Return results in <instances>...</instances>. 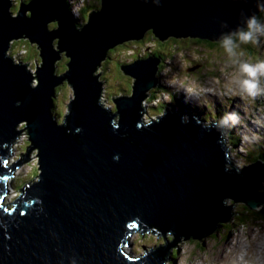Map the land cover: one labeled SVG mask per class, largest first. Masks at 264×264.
Wrapping results in <instances>:
<instances>
[{
    "label": "water",
    "instance_id": "95a60500",
    "mask_svg": "<svg viewBox=\"0 0 264 264\" xmlns=\"http://www.w3.org/2000/svg\"><path fill=\"white\" fill-rule=\"evenodd\" d=\"M101 5L80 27L66 0L21 1L17 13L12 0H0V264H164L180 238L202 239L231 220L235 203L252 210L264 205L257 191L264 185V164H233L218 124L206 126L167 108L150 124L143 121L160 57L121 65L135 82L131 95L114 99L116 112L101 104L104 85L97 73L111 48L149 31L163 42L234 37L264 11V0ZM19 38L40 48L38 79L9 54ZM64 52L69 68L59 74ZM64 81L75 92L59 122L55 99ZM22 122L31 145L15 162L30 160L37 149L42 172L40 180L20 187L22 195L10 205L6 184L15 162L9 159ZM229 199L235 203L228 206ZM136 230L176 236L135 256L125 245Z\"/></svg>",
    "mask_w": 264,
    "mask_h": 264
},
{
    "label": "rangeland",
    "instance_id": "374dc122",
    "mask_svg": "<svg viewBox=\"0 0 264 264\" xmlns=\"http://www.w3.org/2000/svg\"><path fill=\"white\" fill-rule=\"evenodd\" d=\"M14 1L17 6L13 4L12 10L17 13L20 4L18 0ZM67 1L72 4L71 12L80 27L87 22L91 10L102 6L101 0ZM56 25L55 21L50 24L52 28ZM258 27L264 30V18ZM232 41L231 53L225 48L224 42L209 43L208 40L198 37H170L163 42L155 35L151 37V33H147L143 39L126 41L114 47L110 56L97 69V73H101L100 78L104 85L100 95L101 104L116 112L117 103L114 99L133 93L132 85L135 79L126 75L121 65H128L136 59L147 58L152 54L156 57L161 56L156 72L158 83L144 101V108L147 110L143 118L148 122L161 117L168 110L173 113L181 111L186 117L195 114L194 117L205 120L206 126L214 123L223 125L224 145L234 149L230 156L233 163L239 165V168L252 165L255 162L251 153L258 151V143H264V112L259 110L261 107L258 103V101L261 105L264 103V75L257 77L259 88L256 94L249 95L242 87V79L248 77L240 72V67L244 63L255 66L264 61V34L258 31L248 42L240 39ZM55 42L54 46L57 47V40ZM9 51L14 58L16 57V61L27 63V67L33 71L36 78V70L39 67L37 62L42 63L39 46L32 43L29 38H19L11 43ZM252 51L255 55L251 53ZM156 52L160 53V56ZM68 62V56L64 52L57 61L59 74L69 68ZM34 84H37V81ZM182 89L189 94L182 92ZM74 92L67 81L58 87L54 112L59 122H62L69 113L68 105ZM157 105H161L162 110L157 108ZM182 105L187 109H183ZM190 112L193 114H188ZM257 114L258 117L253 119ZM221 116H224V119ZM241 117L246 121H241ZM26 125L27 122H22L17 128L22 130ZM242 128L246 134L243 139L235 133L230 134L233 131L242 135ZM21 133L20 138L17 137L13 143L9 163L13 164L19 160L31 145L27 128ZM230 136L235 142L231 141ZM29 158L30 160H26L15 169L13 177L10 178L11 183L8 187L14 190L9 195L11 201L20 196V189L18 190L17 186L21 187L26 182L33 184L40 180L42 170L39 168L40 157L37 149L30 153ZM261 188L263 189L264 185ZM261 188L259 187L257 191L264 196ZM226 202L228 206L235 203L231 199ZM262 207L260 209L263 212L260 209L253 210L262 212V215L256 216L244 212L246 209L244 202L235 203L231 220L223 222L215 233L212 232L200 238L201 240L180 238L181 241L169 249V259L164 261V264H264V206ZM175 236L172 232H168L165 238L164 234H155L151 230L144 233L136 230L129 234L130 244L125 245V248L135 256H143L146 250L160 245L166 246L167 241H174Z\"/></svg>",
    "mask_w": 264,
    "mask_h": 264
},
{
    "label": "clouds",
    "instance_id": "9594fccd",
    "mask_svg": "<svg viewBox=\"0 0 264 264\" xmlns=\"http://www.w3.org/2000/svg\"><path fill=\"white\" fill-rule=\"evenodd\" d=\"M258 26H259V23L256 20V18L255 17L250 18L247 22L248 30L247 31L241 30L238 33L239 39L243 42H248L253 39L254 34H256L258 31L260 32V34H264V30H260ZM232 43L233 41L230 37L225 38L224 45L227 51H229L230 53L232 52V48H231ZM240 72L246 75V77H248V78L242 79L243 89L249 95H255L256 90L259 88V82H258L257 77L258 75H264V61H262L261 63L255 66L244 63L240 67ZM236 133L237 132H235V134Z\"/></svg>",
    "mask_w": 264,
    "mask_h": 264
},
{
    "label": "trees",
    "instance_id": "16d2710c",
    "mask_svg": "<svg viewBox=\"0 0 264 264\" xmlns=\"http://www.w3.org/2000/svg\"><path fill=\"white\" fill-rule=\"evenodd\" d=\"M72 5V4H71ZM89 7V6H88ZM99 8V7H98ZM98 8H95V9H98ZM87 10H89V9H85V11H87ZM94 10V9H93ZM13 11V10H12ZM91 12H92V10H91ZM90 13V12H89ZM89 15V14H88ZM263 18H264V11L262 12V13H260L259 14V16L258 17H256V20L258 21V23L260 24L261 22H262V20H263ZM55 27V26H54ZM248 30V28L246 29V30H243V31H247ZM148 33H151V37H154V34H153V32H151V31H149ZM231 39H239V36H238V34L236 35V36H232V37H230ZM160 41V40H159ZM209 41V40H208ZM22 42H24V41H22ZM25 42H27V41H25ZM220 42V41H219ZM221 42H224V40L223 41H221ZM209 43H213V42H210L209 41ZM215 43V42H214ZM113 50H114V48H111L110 49V51H109V53L111 54L112 52H113ZM157 53V52H156ZM251 53H253L254 55H255V53L252 51ZM9 54H10V56L13 58V59H15L14 58V56H13V54L12 53H10V51H9ZM39 54H40V51H39ZM110 54H109V56H110ZM157 54H159V56H160V53H157ZM162 55V54H161ZM40 56V55H39ZM161 57V56H160ZM16 60V59H15ZM149 101H151L150 99H149ZM161 105H157L156 107L157 108H159L160 110H162V108L160 107ZM233 132V131H232ZM230 133V134H234L235 132H233V133ZM236 135H238V136H240V137H242L243 135H240V134H238V133H236ZM231 137V141L232 142H235V141H233L232 140V136H230ZM240 138H238V140H239ZM255 148L253 147V150H254ZM234 149H232L231 148V151H233ZM252 149H251V152L253 151ZM257 152L255 151L254 153H251V156H252V158H253V162L255 161V160H260L261 159V161L260 162H262L263 164H264V143H260L258 146H257ZM17 189L19 190L20 189V187H18L17 186ZM20 191V190H19ZM264 192V191H263ZM257 211V210H256ZM256 211H253V210H251V209H249V207L248 206H246V209L244 210V212H248V213H252V214H254V212H256ZM238 212H239V215H240V210L238 209ZM259 215H262V213L260 212V213H258ZM256 216H258V215H256ZM215 233V232H214ZM192 239H195V238H192ZM199 240H201V239H199Z\"/></svg>",
    "mask_w": 264,
    "mask_h": 264
},
{
    "label": "bare ground",
    "instance_id": "6f19581e",
    "mask_svg": "<svg viewBox=\"0 0 264 264\" xmlns=\"http://www.w3.org/2000/svg\"><path fill=\"white\" fill-rule=\"evenodd\" d=\"M22 1V0H21ZM29 0H26V2H28ZM66 2H67V5H70V7H71V4L66 0ZM15 5H17L16 3H15ZM138 40V39H137ZM110 54V53H109ZM36 73H37V71H36ZM36 76H37V74H36ZM36 79H38V77H36ZM37 81V80H36ZM37 83H38V81H37ZM182 92H184V93H188L189 94V92H186V91H184L183 89L181 90ZM171 94H172V92H171ZM173 101V100H172ZM183 106V105H182ZM241 106V105H240ZM186 107V106H185ZM184 106H183V109H187V108H185ZM183 111H185L186 113H187V111L186 110H183ZM193 114V113H192ZM205 115V114H204ZM194 116H196L195 114H194ZM222 117V116H221ZM256 117V116H255ZM222 119H224V116L222 117ZM143 121L145 122V123H147V124H150L151 123V121H146L144 118H143ZM222 123H225V122H223L222 121ZM227 124V123H226ZM221 128H222V130H224V126L223 125H220V124H218ZM253 126V125H252ZM250 131V130H249ZM257 133V132H256ZM22 134V133H21ZM242 135L243 134H245V131H244V128H242V133H241ZM246 147V146H245ZM24 155V154H23ZM231 156V155H230ZM229 156V157H230ZM11 157V156H10ZM257 161H259V160H255L254 162H257ZM232 162H233V159H232ZM234 164V163H233ZM9 183H11L10 182V179H9V181H8V185H9ZM261 190H262V192L264 191V188L262 189L261 188ZM21 193H22V191H21ZM264 206V205H263ZM260 207H262V206H260ZM260 207L258 208V210L260 209ZM263 208V207H262ZM261 211H262V209H260ZM238 211V210H237ZM261 211H259V212H254V214L255 215H259L258 213H260ZM263 212V211H262ZM261 212V213H262ZM135 224V223H134ZM133 224V225H134ZM260 226H261V224H259ZM138 225L136 224V226L135 227H137ZM133 227V226H132ZM152 231V230H151ZM152 232H154V231H152ZM173 233V232H172ZM158 234V233H157ZM173 235H174V233H173ZM238 235V234H237ZM236 235V236H237ZM242 236V235H241ZM238 242H240L239 240H238ZM239 245V244H238ZM242 245H245V244H242ZM236 246V245H235ZM240 246V245H239ZM237 248V247H236ZM242 248H243V246H242ZM147 251V250H146ZM243 251V250H242ZM146 254V253H145ZM238 254V253H237ZM241 261V260H240ZM235 263V262H234ZM237 263V262H236Z\"/></svg>",
    "mask_w": 264,
    "mask_h": 264
},
{
    "label": "built area",
    "instance_id": "2783aa9c",
    "mask_svg": "<svg viewBox=\"0 0 264 264\" xmlns=\"http://www.w3.org/2000/svg\"><path fill=\"white\" fill-rule=\"evenodd\" d=\"M13 2H15L14 0H12ZM19 1V0H18ZM20 138V137H19Z\"/></svg>",
    "mask_w": 264,
    "mask_h": 264
}]
</instances>
